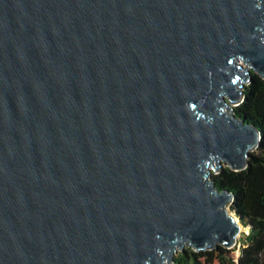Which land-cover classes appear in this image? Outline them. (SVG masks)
Returning <instances> with one entry per match:
<instances>
[{
	"label": "water",
	"instance_id": "obj_1",
	"mask_svg": "<svg viewBox=\"0 0 264 264\" xmlns=\"http://www.w3.org/2000/svg\"><path fill=\"white\" fill-rule=\"evenodd\" d=\"M252 74L264 0H0V264L231 250Z\"/></svg>",
	"mask_w": 264,
	"mask_h": 264
},
{
	"label": "trees",
	"instance_id": "obj_2",
	"mask_svg": "<svg viewBox=\"0 0 264 264\" xmlns=\"http://www.w3.org/2000/svg\"><path fill=\"white\" fill-rule=\"evenodd\" d=\"M243 102L234 109V117L252 125L260 135L259 145L249 154L247 167L235 172L228 167L212 176L216 189L232 197L230 210L249 234L235 260L234 250L220 246L211 251L193 252L185 248L175 259L181 264H264V80L252 74L243 91Z\"/></svg>",
	"mask_w": 264,
	"mask_h": 264
},
{
	"label": "rangeland",
	"instance_id": "obj_3",
	"mask_svg": "<svg viewBox=\"0 0 264 264\" xmlns=\"http://www.w3.org/2000/svg\"><path fill=\"white\" fill-rule=\"evenodd\" d=\"M241 65L244 66V64H243L242 62H241ZM244 86H247V85H244ZM240 90L242 91V89H240ZM237 106H238V104L235 105V106L229 104V107L231 108V110H234ZM232 113H233V112H232ZM228 114H229V113H228ZM233 114H234V113H233ZM229 115H230V114H229ZM231 116H232V115H231ZM256 149H257V148H256ZM256 149H254L252 152H249V154L254 153V152L256 151ZM211 167H212L213 170H211L210 167H208V170L210 171V173H211V177H212L213 175H216V172H215V174L213 173V172L215 171V164H212ZM225 167H226V166L223 165V164L220 165V169L225 168ZM217 172L219 173V169L217 170ZM218 173H217V174H218ZM230 206H231V204H229V205L226 207V210H227L230 214L234 215V213L230 210ZM234 216H235V215H234ZM239 225H240V227H241V230H240L239 235H238L237 238H236V244H235V246L231 249V250H234V251L232 252V256L234 257L235 260H236L237 257H238L239 249H240L241 245L244 243V239H245V237L249 234L248 229H247V228H244V227L240 224V221H239ZM245 229H246V230H245ZM247 231H248V232H247ZM185 248H187V247H185ZM185 248H184V249H185ZM184 249H183V251H184ZM183 251H182V252H183ZM179 255H180V252L178 251L177 253H175V255H174V259H176L177 257H179Z\"/></svg>",
	"mask_w": 264,
	"mask_h": 264
},
{
	"label": "bare ground",
	"instance_id": "obj_4",
	"mask_svg": "<svg viewBox=\"0 0 264 264\" xmlns=\"http://www.w3.org/2000/svg\"><path fill=\"white\" fill-rule=\"evenodd\" d=\"M240 230H241V227H240ZM246 230V229H245ZM248 232V231H247Z\"/></svg>",
	"mask_w": 264,
	"mask_h": 264
}]
</instances>
